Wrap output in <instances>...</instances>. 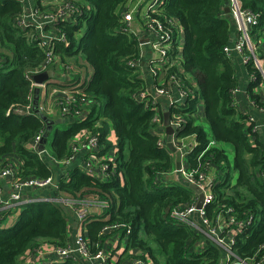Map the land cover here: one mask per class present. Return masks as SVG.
<instances>
[{
	"label": "trees",
	"instance_id": "16d2710c",
	"mask_svg": "<svg viewBox=\"0 0 264 264\" xmlns=\"http://www.w3.org/2000/svg\"><path fill=\"white\" fill-rule=\"evenodd\" d=\"M129 1L64 0V4L70 5L68 8H76L78 13L74 14V23L61 20L55 26L69 43L68 46L57 43L55 56L61 64L75 66L72 83L82 81L85 104L90 101L94 104L88 121L68 123V130L55 132L51 154L59 160L69 157L72 141L81 131L93 130V123L101 120L100 142L104 141L109 149L104 136L110 128L117 141L109 162V180L93 179L78 169L68 171L66 177L61 174L56 178L58 189L52 193L56 201L26 204L12 226H0V264H20L27 251L40 245H49L51 250L69 245L68 222L71 218L75 221V217L61 200L76 202L77 207L104 205L103 216L85 227L92 244L91 253L96 252L95 244L103 246V238L109 231L104 232L105 227L121 225L123 228L114 230L123 234H127V229L130 231L127 247L134 255L129 253V259L148 257L154 264L220 261L222 255L216 245L171 217L176 206L191 204L193 192L183 183H158L159 177L171 172L174 165L171 155L158 145L154 105L149 102L144 106L139 101L138 95L145 89L140 69L128 65L129 61L140 60L141 51L139 38L123 30V13ZM227 2L168 0L156 17L160 21L174 19L182 27L181 62L169 69L168 74L178 73L180 66L183 89L192 90L203 102L199 117L202 122H197L196 103L190 96L179 107L185 119L179 136L194 137L197 142L189 158V171L198 176L206 174L212 166L215 178L211 191L218 205L230 208L239 221L247 222L253 217L235 242L237 255L246 257L264 244V137L260 130L252 131L248 116L233 104L238 80L231 59L223 53L235 34L231 16L224 12ZM241 5L258 15L257 28L264 31V0H241ZM22 13L19 1L0 0V158L16 154L21 162L18 179L25 180L53 175L46 160L27 148L45 124L38 116L12 111L28 105L31 95L33 99L35 92H31L24 74L45 60V54L31 37L37 35L36 30L31 26L21 30L15 23ZM174 50L173 57H177ZM258 52L264 56V47ZM246 68L255 74V81L248 85L250 101L257 109L264 108V96L251 90L260 81L259 73L250 64ZM215 205L207 207L208 218L214 216ZM104 217L106 220L101 219ZM81 235L86 239L83 232ZM199 242L204 243V248L198 249ZM39 264L80 263L65 259Z\"/></svg>",
	"mask_w": 264,
	"mask_h": 264
},
{
	"label": "built area",
	"instance_id": "2783aa9c",
	"mask_svg": "<svg viewBox=\"0 0 264 264\" xmlns=\"http://www.w3.org/2000/svg\"><path fill=\"white\" fill-rule=\"evenodd\" d=\"M17 1L21 3L23 9L21 16L15 20L17 27L21 30H25L28 26H31L36 30L37 35L31 37L36 43V46L45 54V60L39 66L25 71L24 78L29 82L31 92L38 90L41 93H45L47 91L49 88V82L51 81L38 85L33 81V77L48 70H52V67L56 68V70L52 71L55 72L58 69L66 78L73 81L75 76L73 66L71 64H61L59 57L55 56L54 53L57 43H62L65 46H68L69 44L65 34L60 32V30L57 31L55 26L61 20H74V14L78 13L76 8H68L70 5L67 3L64 4V0H43L40 5L35 2L33 3L32 0ZM167 2L168 0H143V28L148 35L146 34V41L140 45L144 44L149 48V74L153 83L156 85L154 94L157 96L167 95L170 107L175 109L183 106L185 100L189 96L195 100L196 104L199 98H197V94L194 95L192 90L186 92L185 89H183L184 84L179 78V73L168 74V70L174 66L172 62L175 51L174 49L176 48L177 57H179V54L182 51V46L180 47V44L181 42L183 44V29L174 19L167 18L164 21H160L156 17V15L160 13V8L166 5ZM56 4H58V6H56ZM228 8L235 29V34L230 40V44L223 48V53L227 58L237 56L244 66L250 64L253 70L259 73V83L264 88V56H260L258 52L260 49V39L261 36H263L264 31L257 28L259 23L258 15L249 10H244L241 5V0H228ZM130 18H133V10L129 11L126 7V11L123 13L125 23L123 30L133 34V30L129 25ZM139 62L140 60L129 61L128 65L132 68H138ZM180 62L181 61H179V63ZM247 74L249 83L255 81V74L249 73L248 71ZM169 85L175 87L177 98L172 99L171 95L165 91V88ZM81 86L82 83L80 82L72 85L67 89L63 98L60 101L58 100L59 114L67 117V119H76L86 106V102L84 101L85 96L81 94ZM138 98L140 99L139 101L144 103V106H148L149 102L154 105V109L152 108L155 112L153 121L157 124L158 114L156 111V99L151 97L149 93H146L145 89L143 92H140ZM36 109L41 111L40 107L33 106L31 95L28 105L25 107L17 106L13 108L12 111L14 110L13 112L19 115L36 116ZM257 111L264 115V108L258 109ZM248 120L253 124V132L260 129L264 130V121L262 124H259L253 116H248ZM184 123L185 119L180 116L176 122L169 123V126L174 132H176L183 128ZM45 126L40 131L41 133L35 136L31 140V143L27 145L28 150L36 154L38 158L49 159L51 164L65 167L69 166L73 162L75 156L79 153L84 152L90 154V159L85 161L81 172L102 182H107L109 180L107 174L110 169L109 162L111 161V156L109 151L100 147V133L98 130L93 129L92 131L87 132V134L76 143H73L74 141H72L69 157L59 160L54 157L45 146L42 151L38 150L41 138L46 132ZM158 145L162 148L166 147L162 137H159ZM211 145H214V143L212 142ZM174 147L181 152L182 156L190 152V154H192L195 149L192 145L185 143L181 146L175 145ZM190 148L192 149L189 150ZM208 169L209 168H207V171ZM19 172L20 167L16 165L9 163L0 164V180L9 178L11 186L9 197L6 200L2 197L0 190V221L18 216L21 208L26 204L37 202L49 203L57 200L52 194L58 189V183L54 176L21 180L18 179ZM178 172L182 175V180L184 182L187 184H194L201 190L204 199L202 208L197 210L196 203L198 197L193 193L194 195L191 199V204L185 207L176 206L171 212V217L178 223L186 225L197 233L202 234L216 245L222 255L218 264H264V244L260 245L250 256L240 257L235 252V242L237 237L248 228L247 226L251 224L253 217L248 218L247 222L239 221L232 215V210L230 208L219 206L217 199L211 191L214 181L213 178L208 175V172H206V174L204 173L195 176L191 171L184 170L182 166ZM67 173L68 172L64 173L65 177L67 176ZM33 188L50 193L51 195L41 196L31 200H25L21 197V194L24 191ZM61 202L73 213L79 224L85 222L88 215L86 210L88 204H79L77 207L76 205L78 204L76 202L65 200H61ZM210 205H215L213 208L214 216L212 218L206 216V209ZM98 207L101 208V211L104 210V205ZM196 212H198L201 217L200 225L191 219V216ZM221 215L227 217L226 224L228 230H225L219 222ZM117 228H123V226L113 225L105 227L104 232L106 230H114ZM232 230L235 232L240 231L229 236L228 232ZM126 233H130V231L127 229ZM95 248L96 252L91 253L92 244L87 239L83 238L80 233H76L73 240L69 242V245L66 248L54 249L49 254H53L57 259H62V261L70 259L75 262L80 261V264H89V262L92 264H105L107 258L102 247L99 248L98 244H95ZM127 264H148V262L143 257H133L128 260Z\"/></svg>",
	"mask_w": 264,
	"mask_h": 264
},
{
	"label": "crops",
	"instance_id": "0c3cea01",
	"mask_svg": "<svg viewBox=\"0 0 264 264\" xmlns=\"http://www.w3.org/2000/svg\"><path fill=\"white\" fill-rule=\"evenodd\" d=\"M43 0H32V2L40 4ZM142 2L143 0H141V2L139 0L135 1V8L133 9V18L137 21V24L139 27L137 26L135 28V31H132L133 35H136L139 38L140 44L145 42L147 39L146 34L148 35V33L145 32L144 28H143V22H144V16L142 14ZM226 2V0H225ZM127 9H129V4L127 3L126 6ZM228 7V2L227 5L225 6V8ZM224 8V9H225ZM225 12V10H224ZM226 13V12H225ZM229 14V13H226ZM66 21L70 22L71 24L74 23V20H69L67 19ZM184 43V41H183ZM182 44V42H181ZM183 47V44L181 45ZM260 47L261 49L264 47V34L263 36H261L260 39ZM141 48V59L140 62L138 64V68L141 71V75L142 78L144 80V85H145V90L146 93H149V95H151V97H153L154 99H156L157 103H156V111H157V126H156V130L157 133L160 137L163 138L164 142H165V149L167 150V152L171 155L172 159H173V165L174 168L171 172L166 173V174H162V176H160L158 183L161 184H180V183H184V181L182 180L183 177L182 175L178 172V170H176V165H175V158L176 155L175 153L171 152L170 149L168 148V144H171L172 146H181L184 143H186V140L188 139H192V142L189 143L190 145H192L193 148L197 147V142L195 141L194 137H185L182 138L179 136L180 131L183 130V128L181 130H178L176 132H172L170 133V131L168 130V126H166V122L168 121V123H172V122H176L180 116H182L179 112V108H172L169 105V100L167 95L165 96H157L155 93V87L156 85L153 83L151 76L149 74V58H150V54H149V48L147 45H140ZM143 49V51H142ZM233 66H234V70H235V76L238 80V88L236 90V92L234 93V98H233V104L234 106L237 108L238 111H240L241 113H243L244 115L247 116H253L256 121L259 124H262L264 121V115L262 113H259L257 110V108L253 105V103L250 101V97H249V91H248V74H247V68L246 66H244L240 59L237 56H231L230 57ZM173 65H178L179 63V57H173ZM75 69V68H74ZM178 73L179 74H183V69L180 68V66L178 67ZM75 75H76V69H75ZM91 72L89 71L87 73V79L88 77H90ZM59 78V79H58ZM83 78V76H82ZM49 82V81H47ZM258 85H252L251 90L252 93H259L262 96H264V88L261 86L260 83H257ZM73 85L72 81L69 80V78H66L64 74H62V72H54V78L51 80V82H49V88L47 89V91L45 93H41L40 91H38L37 93L35 92V95L33 96L32 99V104L33 106H39V104L41 103L42 105L46 106V102H47V98L46 95L49 94V92H54L55 96L53 97V99L51 100V107H47L48 110L51 109V113L49 115V119L56 121L59 120V124H63V123H75L79 122V121H88L90 114H91V106L94 104L93 101L88 102V104H86V106L83 108V110L81 111V114L79 116H77L76 119H67V117L62 116L59 114L58 111V100L60 101L63 96L66 94L65 92L67 91V87L69 88ZM165 91L168 92L169 95H171L172 99L177 98V91L175 89L174 86L169 85L165 88ZM35 97L37 99H35ZM35 101H37V105H35ZM35 103V104H34ZM197 110L195 112L194 115L197 116L198 121L197 122H202V120L199 118L202 116V111H203V102L201 99H199L197 101ZM36 108V107H35ZM16 109H24V108H16ZM14 111V110H13ZM53 113V114H52ZM16 114V113H15ZM19 115V114H18ZM79 117V118H78ZM165 118H166V122H165ZM57 124V125H59ZM202 124V123H201ZM203 125V124H202ZM55 125L52 126V130L54 128ZM102 124H101V120H96L93 125H92V129H96L99 130L102 128ZM100 127V128H99ZM170 127V126H169ZM99 128V129H98ZM171 128V127H170ZM51 130V131H52ZM90 130H83L80 132V134L77 136V138H75L73 143H76L79 141V139H81L83 136H85L87 134V132H89ZM92 131V130H91ZM260 131L262 132L261 135L264 137V130L260 129ZM50 134V133H49ZM49 136V135H48ZM105 142L109 145V149L107 148L106 144H103V142H100V147L104 148L105 147L107 149V151H109L110 156H111V160L114 157V153L113 150H115L114 146H117V141L114 138V134L112 133V129L110 128L108 133L106 134V136H104ZM48 142V137L46 139V143ZM46 143L43 145V147H46ZM47 149V148H46ZM192 148H190L189 150H191ZM48 150V149H47ZM188 150V151H189ZM51 153V149L48 150ZM191 153V152H190ZM190 153L184 155L181 157V166L182 168L185 170L184 165H183V159H185V157L190 158ZM87 159H90V154L87 153H79L78 155L75 156V158L73 159V162L65 167V166H59L56 164H51V161L49 159H44L46 160L45 162H47L49 164L50 170H51V174L55 177L58 178L61 174H64L65 172H68L70 170H74V169H78V170H82V166L85 163V161ZM4 163H9V164H13L16 165L18 167H20V159L17 157L16 154H10L7 157H3L0 158V164H4ZM187 171V170H186ZM189 171V170H188ZM208 175L210 177L213 178L214 180V168L212 166L209 167L208 169ZM0 190L2 193V197L6 200L9 197L10 191H11V186H10V180L9 178L0 180ZM50 193L44 192L42 190L39 189H28L26 191H24L21 194V197L25 200H31L33 198H38L41 196H50ZM86 210L88 212L87 218L85 220L84 223L79 224L78 222L76 223V221H74L73 218L69 219L70 221L68 222V239L71 242L75 236L76 233H82L85 235L86 239L88 237L87 232H86V228L87 225L89 224L91 221L93 220H98L97 218L103 216V210L101 211V208L98 207L97 205H88L86 206ZM71 212V211H70ZM72 216L73 213L71 212ZM226 216L225 215H221L219 218V222L220 224L223 226V228L225 230L227 229V224H226ZM16 216H14L13 218H7L5 220H3V223L0 225L1 228H8L10 226H12L15 221H16ZM103 220H106V218H101ZM191 219L200 225V221H201V217L199 215L198 212H196L195 214H193L191 216ZM74 222V223H73ZM238 231H229L228 235L232 236L233 234H236ZM88 240V239H87ZM206 240H204L205 242ZM210 241V240H209ZM207 243V242H206ZM128 244V235L127 234H123L122 232H120V230H109L105 233V236L103 238V252L106 255L107 261L105 264H127L130 254L132 255L133 252H131V249L127 247ZM204 243H198L199 248H204L203 247ZM51 247L49 245H40V247L32 249L30 251H27V253L25 254V256L23 258H21L20 262L22 264H39L41 262H62V259H57L53 254H49L51 253ZM49 254V255H48ZM146 261L148 262V264H154L148 257L145 258ZM80 263V261H78Z\"/></svg>",
	"mask_w": 264,
	"mask_h": 264
},
{
	"label": "water",
	"instance_id": "95a60500",
	"mask_svg": "<svg viewBox=\"0 0 264 264\" xmlns=\"http://www.w3.org/2000/svg\"><path fill=\"white\" fill-rule=\"evenodd\" d=\"M226 13H229V8H225L224 9ZM54 77V71L52 70H48L44 73H41L39 75H36L33 77V81L40 85L43 84L44 82H47L49 80H51ZM35 92L37 93L38 90H35ZM35 99H37L35 97ZM35 115L38 116V118L46 125V132L43 134L40 144L38 146V150L42 151L43 150V145L46 143V139L49 135V133L52 130V126L53 125H57L59 124V120L53 121L51 119H49L48 117L44 116L42 113H40L37 109L35 110ZM165 122H166V118H165ZM166 126H168V130L170 131V133L173 132V130L169 127V123L168 121L166 122ZM168 148L170 149L171 152L175 153L176 158H175V165H176V170H180L181 169V152L178 151L174 146H172L171 144L167 145ZM184 185H186L193 193H195L198 197L197 203H196V209L199 210L202 208V204H203V194L201 192V190L194 184H187L186 182L183 183Z\"/></svg>",
	"mask_w": 264,
	"mask_h": 264
},
{
	"label": "rangeland",
	"instance_id": "374dc122",
	"mask_svg": "<svg viewBox=\"0 0 264 264\" xmlns=\"http://www.w3.org/2000/svg\"><path fill=\"white\" fill-rule=\"evenodd\" d=\"M34 1V0H33ZM135 1L136 0H130L129 2H128V4H129V11L130 10H133L134 8H135ZM140 2H141V0H139ZM56 6H58V4H56ZM144 10V5L142 6V11ZM129 25H130V27H131V29L134 31V32H136L135 31V28L137 27V26H139L138 24H137V21L134 19V18H130L129 19ZM139 27H142V26H139ZM139 37V36H138ZM141 48L142 47H140V50H141ZM1 50V49H0ZM4 50V49H3ZM2 51V50H1ZM142 51H143V49H142ZM6 53V52H5ZM73 66V65H72ZM73 68H75V66H73ZM75 70V69H74ZM139 70V69H138ZM140 71V70H139ZM55 72H61L60 70H58L57 69V71H55ZM140 73H141V71H140ZM59 79V78H58ZM80 83H82V81L80 82ZM55 96V93L52 91V92H49V94L48 95H46V98H47V102H46V106L47 107H51L50 105H51V100L53 99V97ZM37 102V101H36ZM58 102V101H57ZM39 106H40V110L41 111H39L40 113H42L44 116H46V117H49V115H50V113H51V109L50 110H48V108L46 107V106H44V105H42L41 103L39 104ZM53 114V113H52ZM69 127H70V125L68 124V123H63V124H59V125H55L54 126V128H53V130L50 132V134H49V136H48V142L46 143V148L48 149V150H50L51 149V141H52V139H53V135L55 134V132L58 130V131H65V130H68L69 129ZM192 142V139H188V140H186V143L185 144H189V143H191ZM116 146H114V148H115ZM113 152H115V150H113ZM183 165H184V168H185V170H189V160H188V158L187 157H185V159H183ZM63 207L66 209V210H68L69 212H70V210L67 208V207H65L64 205H63ZM70 214H71V212H70ZM72 215V214H71ZM17 217V216H16ZM75 221H76V223H77V220L75 219ZM74 223V222H73ZM204 238L207 240V241H209V239H207L205 236H204ZM79 259H80V257H79ZM81 260V259H80ZM82 261V260H81ZM20 264H22L21 262H20ZM89 264H92V263H90L89 262Z\"/></svg>",
	"mask_w": 264,
	"mask_h": 264
}]
</instances>
